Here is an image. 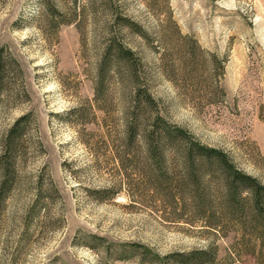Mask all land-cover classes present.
I'll return each instance as SVG.
<instances>
[{"label":"rangeland","instance_id":"obj_1","mask_svg":"<svg viewBox=\"0 0 264 264\" xmlns=\"http://www.w3.org/2000/svg\"><path fill=\"white\" fill-rule=\"evenodd\" d=\"M55 2L64 11L72 7L71 0ZM85 4L80 0L78 6ZM113 4L151 36L154 46L125 31L126 43L143 58L151 91L169 118L201 141L229 151L245 171L264 177L256 164L264 157V0L150 4L163 8L162 18L171 8L181 33L196 39L204 50L196 58L172 37L166 38V47L155 48L160 19L146 0ZM40 7V0H0V46L10 51L22 70L21 92L0 109V138L17 118L32 114L23 168L0 205V264H161L133 244L165 257L205 249L211 243L218 247L217 264H231L233 233L223 238L201 227L165 220L161 208L134 191L122 173L106 142L109 131L115 130L94 103L102 23L78 17L54 31L44 25ZM76 9L82 13V8ZM163 51L172 55L162 60ZM212 53L224 61L217 81L226 91L225 100H199L188 92L190 82L185 80L192 67L203 64L206 76ZM171 64L174 74L167 72ZM110 87L117 117L124 98ZM87 104L91 112L81 121L79 109ZM52 183L56 192L39 202L38 213L33 210L40 195L37 187L44 192ZM236 264L263 263L246 254Z\"/></svg>","mask_w":264,"mask_h":264},{"label":"trees","instance_id":"obj_2","mask_svg":"<svg viewBox=\"0 0 264 264\" xmlns=\"http://www.w3.org/2000/svg\"><path fill=\"white\" fill-rule=\"evenodd\" d=\"M55 1L40 0L43 23L51 30L56 31L60 23L78 17H91L94 22L102 23L104 37L95 69L94 103L98 110L105 112L104 120L110 119L109 126L115 130L114 134L109 131L106 142L122 173L132 181L133 190L157 204L161 217L169 222L201 227L223 238L233 233L231 264L246 254L264 264V177L245 171L229 151L201 141L189 128L169 118L151 91L143 58L126 43L125 31L130 30L154 46L146 28L123 13L120 6L116 8L115 0H86L88 5L81 6H78L80 0H71L72 7L67 11ZM146 1L150 5L156 0ZM76 6L82 8L81 14ZM150 7L160 19L155 31L156 49L166 47V38L172 37L193 58L204 51L196 39L181 33L171 8L164 11L165 18H162L163 8ZM171 55L163 51L161 59ZM192 68V75L185 80L190 82L191 95L199 100L226 99V91L217 81L224 71L223 60L212 53L206 76L203 64L198 62ZM175 70V64L167 66V72L174 74ZM21 74L20 63L6 47L0 46V109L9 97L21 92ZM110 85L124 98L119 106L120 117H115ZM90 112V104L79 109L81 121ZM31 116L27 113L17 118L0 138V205L12 193L23 168ZM256 164L264 171L263 156ZM37 188L40 195L33 210L41 213L37 205L55 194L56 186L52 183L44 192L40 186ZM42 193L46 196H41ZM90 237L96 241L103 239L95 234ZM133 247H143L161 264H217L215 243L205 249L175 252L165 257L147 246L133 244Z\"/></svg>","mask_w":264,"mask_h":264}]
</instances>
